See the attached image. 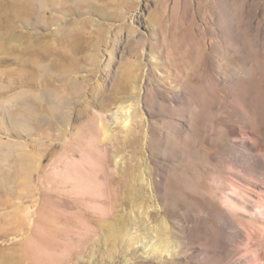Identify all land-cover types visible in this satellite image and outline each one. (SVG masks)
<instances>
[{"label": "rangeland", "instance_id": "1", "mask_svg": "<svg viewBox=\"0 0 264 264\" xmlns=\"http://www.w3.org/2000/svg\"><path fill=\"white\" fill-rule=\"evenodd\" d=\"M60 9L0 0V264L253 253L245 241L225 259L212 229L260 180L224 149L244 139L264 159V0ZM163 224L173 254L154 249Z\"/></svg>", "mask_w": 264, "mask_h": 264}, {"label": "bare ground", "instance_id": "2", "mask_svg": "<svg viewBox=\"0 0 264 264\" xmlns=\"http://www.w3.org/2000/svg\"><path fill=\"white\" fill-rule=\"evenodd\" d=\"M24 1H26V4L29 2L31 5H34L35 1H38L42 10L47 9L50 6H55V9L57 10V7L59 6L61 8L60 12H63V10L68 9L69 5L75 0ZM57 13L59 12L57 11ZM54 91L56 93H54V95L62 94L58 89H54ZM67 107L68 104L64 103L59 107V110H64ZM56 109H58L57 103ZM224 155L232 164L234 163L239 167L246 168L251 174L259 172L260 180L259 182L251 180L252 182H249V188L245 190L244 195L238 193L237 197H225L222 200L224 206L223 213L219 217H217L212 211L208 213L211 217H217V224L213 227L212 232L217 236L215 239L224 245L225 251L223 252V255L225 259H229V257L235 253L231 247H237L239 245L245 246V241H249V245L252 244L251 241L258 242L253 246V253H246L232 261L230 264H264V251L260 246V241L264 240V159L261 156V150L250 144L248 140L243 139L240 141L234 138L232 143L227 145L224 149ZM149 232H152V242L156 244L154 249L158 250V252H161V254H170L173 251H176L174 247L176 245L173 246L171 243V237L167 236L164 224L163 227L160 226L157 229L153 227ZM246 248L249 249V246Z\"/></svg>", "mask_w": 264, "mask_h": 264}]
</instances>
